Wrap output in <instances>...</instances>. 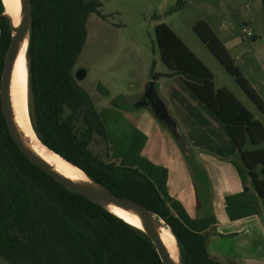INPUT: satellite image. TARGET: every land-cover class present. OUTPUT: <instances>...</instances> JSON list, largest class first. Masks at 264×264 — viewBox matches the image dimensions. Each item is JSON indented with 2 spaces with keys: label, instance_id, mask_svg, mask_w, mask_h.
Segmentation results:
<instances>
[{
  "label": "trees",
  "instance_id": "16d2710c",
  "mask_svg": "<svg viewBox=\"0 0 264 264\" xmlns=\"http://www.w3.org/2000/svg\"><path fill=\"white\" fill-rule=\"evenodd\" d=\"M30 3L28 110L39 141L99 185L138 202L162 220L177 242L182 264H220L207 252L206 234L189 230L143 173L104 163L89 149L94 135L104 140L107 135L73 69L86 40L87 17L106 18L101 4L97 0ZM262 6L264 13V0ZM3 13L0 0V80L11 42L10 21ZM155 31L164 65L224 124L264 209V124L229 90L216 88L213 73L167 25L161 23ZM193 31L264 115V100L208 23L196 22ZM98 90L108 96L102 85ZM112 103L119 107L115 100ZM0 258L7 264H162L144 233L31 164L10 138L1 104Z\"/></svg>",
  "mask_w": 264,
  "mask_h": 264
},
{
  "label": "rangeland",
  "instance_id": "374dc122",
  "mask_svg": "<svg viewBox=\"0 0 264 264\" xmlns=\"http://www.w3.org/2000/svg\"><path fill=\"white\" fill-rule=\"evenodd\" d=\"M97 1L106 18L95 14L87 17L86 40L73 69L74 76L78 69L85 71L84 79L76 81L95 104L111 105L115 100L118 108H131V102L139 98L137 94H140L145 80L155 78L165 87L162 95L173 114L168 128L176 135L179 132L190 147V151L185 150V153L197 155L202 151L198 148L202 147L207 150L215 147L222 151L220 137L225 131L218 130L222 124L218 120L211 122L208 115H212L202 105L188 102L189 92L181 78L172 76L161 60L155 27L164 23L213 73L216 86L229 90L256 119L261 120L263 114L194 33L193 26L199 21L211 26L234 58L235 66L264 100L262 0ZM245 26L252 30L256 40L249 38L242 43L240 34ZM160 73H170L171 77L163 79ZM99 85L108 89L110 95L103 96L98 90ZM124 96L126 99H122ZM190 97L193 100V96ZM205 135H208L209 142ZM183 146L187 148L186 143ZM89 149L99 160L110 162L107 140L94 135ZM0 264L7 263L0 258Z\"/></svg>",
  "mask_w": 264,
  "mask_h": 264
},
{
  "label": "crops",
  "instance_id": "0c3cea01",
  "mask_svg": "<svg viewBox=\"0 0 264 264\" xmlns=\"http://www.w3.org/2000/svg\"><path fill=\"white\" fill-rule=\"evenodd\" d=\"M240 38L243 43L242 32ZM170 73L159 75L166 79L171 77ZM180 81L183 83L182 78ZM150 83L171 121L173 114L162 95L165 87L160 80H145L140 94ZM183 85L189 92L188 102L202 105L212 115H208L211 122L218 120L222 124L218 127L225 131L220 137L222 151L213 144L215 150L202 147L197 155L185 153L190 147L183 136L171 133L150 110L132 107L122 110L113 104H95L91 99L106 130L109 163L135 168L152 181L172 213L189 230L206 234V248L212 260L220 264H264L262 202L224 124ZM106 91L109 96V90ZM259 121L264 124V115ZM205 138L208 140V135Z\"/></svg>",
  "mask_w": 264,
  "mask_h": 264
},
{
  "label": "water",
  "instance_id": "95a60500",
  "mask_svg": "<svg viewBox=\"0 0 264 264\" xmlns=\"http://www.w3.org/2000/svg\"><path fill=\"white\" fill-rule=\"evenodd\" d=\"M2 3L4 6L3 15L7 16L10 21L11 42H10V47L5 56L1 80H0V104L9 136L16 145L17 149L31 164L35 165L37 168H39L41 171H43L45 174L51 177L54 181L64 186L68 190L73 191L85 197L86 199L92 201L93 203L103 206L105 209H107V206L109 205H114L133 212L136 215V217L139 219L142 226V229H139L137 227L135 228L140 230L149 238V240L154 245L162 264H175L172 261L166 249V246L159 234L158 227H161V225L164 224V222L160 220L155 214H153L150 210H148L146 207L139 204L138 202L128 198L120 197L115 193L109 191L108 189L104 188L103 186L99 185L98 183L93 181L90 177H88L80 168L66 161L57 153L53 152L52 150H50L48 147H46L41 143L49 151H52L54 154L58 155L64 161L74 166L75 168L79 169L90 181V184L74 182L64 177L63 175L57 173L38 155H36L32 151V149L28 146V144L24 141L21 133L19 132L14 122V116L11 109L10 97H9V84H10V76L16 55L26 36L29 39V33L32 22V9H31L30 0H20V5H21L20 18L18 24L15 25L14 18L6 14V6L3 0ZM84 77H85V71L82 69H78L75 73V79L77 81H81L84 79ZM147 91H150V93L147 94ZM143 92L145 96L148 97L149 103L151 104V106H153L155 110L153 114L157 117L158 120L163 122L165 125L169 126L171 124L170 117H168L164 104L160 99V97L158 96L156 90L152 87V85L147 84ZM144 105L145 103L144 104L140 103L135 105L134 107L139 108V107H143ZM170 132L173 133V131L171 130ZM180 264H182L181 258H180Z\"/></svg>",
  "mask_w": 264,
  "mask_h": 264
},
{
  "label": "bare ground",
  "instance_id": "6f19581e",
  "mask_svg": "<svg viewBox=\"0 0 264 264\" xmlns=\"http://www.w3.org/2000/svg\"><path fill=\"white\" fill-rule=\"evenodd\" d=\"M3 1L6 6V14L14 18L15 25H17L21 13L20 0ZM27 46L28 37L26 36L16 55L10 76L9 97L14 122L24 141L28 144L32 151L57 173L74 182L90 184V181L79 169L70 165L58 155L44 147L32 129L28 111V73L26 61ZM107 209L112 214L124 220L126 223L142 229L139 219L133 212L114 205L107 206ZM158 230L172 261L175 264H180V255L177 243L170 230L165 227L164 224H162L161 227H158Z\"/></svg>",
  "mask_w": 264,
  "mask_h": 264
},
{
  "label": "flooded vegetation",
  "instance_id": "af4514ba",
  "mask_svg": "<svg viewBox=\"0 0 264 264\" xmlns=\"http://www.w3.org/2000/svg\"><path fill=\"white\" fill-rule=\"evenodd\" d=\"M150 91H147V94H149ZM132 103V107L135 108L134 106L137 105V104H140V103H145V105L143 107H139V108H144V109H148L150 110L152 113H154V108L153 106H151V104L149 103V99L148 97L145 96L144 92L139 94V98L134 101V102H131ZM168 128V126H167Z\"/></svg>",
  "mask_w": 264,
  "mask_h": 264
},
{
  "label": "built area",
  "instance_id": "2783aa9c",
  "mask_svg": "<svg viewBox=\"0 0 264 264\" xmlns=\"http://www.w3.org/2000/svg\"><path fill=\"white\" fill-rule=\"evenodd\" d=\"M252 37H254L252 30L249 27L245 26L242 29V39L246 40Z\"/></svg>",
  "mask_w": 264,
  "mask_h": 264
}]
</instances>
